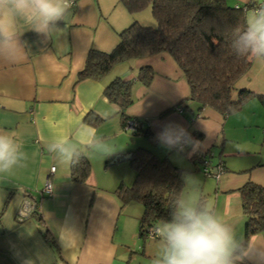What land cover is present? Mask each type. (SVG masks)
I'll return each mask as SVG.
<instances>
[{"label": "crops", "instance_id": "0c3cea01", "mask_svg": "<svg viewBox=\"0 0 264 264\" xmlns=\"http://www.w3.org/2000/svg\"><path fill=\"white\" fill-rule=\"evenodd\" d=\"M227 2L234 6L251 2L255 7L264 0ZM118 3L72 0L59 27L49 33H37L20 21L22 55L14 60L0 57V131L14 134L27 154L23 166L0 174V264H121L125 257L139 261L143 254L150 264L158 246L151 247L150 241L159 237L138 234L141 213L137 222L128 221L116 188L120 183L130 185L128 158L122 157L139 146L157 156L158 144L172 165L198 176L195 197L203 195V205L243 239L246 216L238 188L247 181L264 186V101L255 95L264 97V74L252 71L250 64L235 81L233 96L239 89L254 95L232 113L224 115L206 106L198 117L193 116L195 105L185 100L189 87L183 73L167 52L119 61L98 78L78 80L88 50L110 51L118 32L131 22ZM145 65L153 70L148 85L137 79ZM115 77L134 81L126 113L154 134L156 142L151 147L144 135L124 128L117 106L103 95ZM180 101L189 108L175 110ZM89 112L102 119L95 124L84 121ZM81 121L95 130L90 144L73 141L68 155L48 150L54 133L69 134ZM184 132L191 136L178 149L176 143ZM164 133L172 134L176 143L164 144ZM173 148L185 156L184 166L177 157L175 161L170 157ZM76 149L90 162L83 182L72 180L69 173ZM204 160L212 170L219 167L217 176L210 173L207 182L194 173L201 171ZM47 179L50 194L42 191ZM26 201L36 210L20 218ZM244 256L250 264H264V231L250 236Z\"/></svg>", "mask_w": 264, "mask_h": 264}, {"label": "trees", "instance_id": "16d2710c", "mask_svg": "<svg viewBox=\"0 0 264 264\" xmlns=\"http://www.w3.org/2000/svg\"><path fill=\"white\" fill-rule=\"evenodd\" d=\"M126 6L130 14L150 6L154 24H142L136 18L118 32V41L110 51L90 48L83 67L77 72V79L98 78L109 71L119 61L145 57L158 52H167L174 59L189 87L185 100L192 102L198 117L200 110L210 107L224 115L238 110L242 103L254 92L239 89L233 96L234 83L249 68V59L238 57L232 50L231 39L234 30L244 24L246 10L254 3L230 5L227 0H118ZM256 7V6H255ZM254 7V8H255ZM153 70L145 65L139 69L137 79L144 85L152 80ZM133 80L113 78L104 88L103 95L118 108L124 124L134 118L126 113L132 103ZM264 101V97L255 94ZM178 102L174 108L182 111ZM181 111V112H182ZM100 116L93 112L85 115L84 121L96 123ZM132 133H141L147 140L156 142V137L148 128L140 124ZM189 132L180 135V141L190 137ZM199 136V134H198ZM134 170L131 185L120 183L116 194L121 203L138 201L142 211L138 221V234L143 237H158L156 228L162 220L171 218L173 205L180 199L183 187V169L170 163L166 158L156 156L145 147L130 151L127 159ZM90 172V162L85 153L76 149L69 164L72 180L83 182ZM244 222L243 244L238 264H250L244 256L251 235L264 231V186L247 181L238 188ZM204 196L197 203L203 205ZM34 211L31 213L33 214Z\"/></svg>", "mask_w": 264, "mask_h": 264}, {"label": "clouds", "instance_id": "9594fccd", "mask_svg": "<svg viewBox=\"0 0 264 264\" xmlns=\"http://www.w3.org/2000/svg\"><path fill=\"white\" fill-rule=\"evenodd\" d=\"M71 0H0V57L14 60L22 55L17 23L22 21L37 33H49L59 27ZM233 52L249 59L252 71L264 74V6L250 10L243 26L237 27L231 39ZM95 130L82 121L70 133H54L47 147L61 155L70 154L73 141L90 144ZM162 142L176 143L173 135L164 133ZM27 154L14 134L0 131V174L23 166ZM159 248L152 264H237L242 239L232 227L206 205L180 198L175 201L171 218L155 228Z\"/></svg>", "mask_w": 264, "mask_h": 264}, {"label": "rangeland", "instance_id": "374dc122", "mask_svg": "<svg viewBox=\"0 0 264 264\" xmlns=\"http://www.w3.org/2000/svg\"><path fill=\"white\" fill-rule=\"evenodd\" d=\"M118 5L119 6H117V7H122L124 12L129 15L128 17L130 18V20H132L133 18H136L138 20V18H139V21L142 24H145V25L154 24V19H153V16L151 15L149 4L145 5L140 11L136 12L135 14H130V12H128L126 6H124V4H122V2L119 1ZM175 110H177V109L175 108ZM145 142H146V145L149 147H151V145L155 144V142H151L150 140H146ZM162 150H164V148L162 147V145L158 144L157 151L159 152L158 153L159 155H157V156L160 158L165 157L163 153H160V152H162ZM169 153H170V157L174 161H175V157H177L179 159V162H180L179 164H182V165L185 164L184 162H182L183 157H185V156L177 148L171 149L169 151ZM213 162H217V160L215 161V159H214ZM125 165H127L126 170L130 173L129 177H127V182H129L128 184L131 185V183L134 179V170L132 168H130L128 160L125 161ZM194 173H197L199 175V177L202 178V180H204L206 182L211 178V176L203 174L202 171H200V170L194 171ZM196 176L197 175H194L191 172L183 173L184 180H183V187H182V190L180 193V198H185L189 201H193V202L197 203L198 197L197 196L195 197V194L199 193L200 181L198 180V178H196ZM202 180H201V184H202ZM122 204H123L122 211L124 213L126 212L128 214L127 217H125V218L131 222H133L135 219V221L137 222V217L142 211L141 204L135 200H128ZM153 241L154 242L150 241L151 243L149 242L150 246L152 247L154 245H158L156 248L158 251L159 240H153ZM127 259L130 260L128 257H125L122 260L121 264H125V260H127ZM148 261H149V259L147 258V256H145L143 254V255H141V260H139V261H135V260L131 261L130 260L129 264H148ZM150 262H151L150 264H152V261H150Z\"/></svg>", "mask_w": 264, "mask_h": 264}, {"label": "built area", "instance_id": "2783aa9c", "mask_svg": "<svg viewBox=\"0 0 264 264\" xmlns=\"http://www.w3.org/2000/svg\"><path fill=\"white\" fill-rule=\"evenodd\" d=\"M71 3H72V0H71ZM262 6H264V3L258 4L254 9L262 7ZM176 109L179 112L182 111L181 107H177ZM138 125H139V123L136 120V118L126 119L124 124H123L124 128L126 130L131 131V132L135 131L137 129ZM184 145H185V142L184 141H180L178 143V145H177V148L178 149H183ZM53 169H54V166H51L50 170L53 171ZM201 171L204 174L210 175V173H212V174H214V176H217V173L219 171V167L214 168L212 170L208 166V162L204 160V163H202V166H201ZM42 191L45 194H50L51 193V183H50L49 179L46 180ZM35 210H36V206L33 203H31L29 201H26L25 204L23 205L22 209L20 210V216L19 217L20 218L26 217L28 214H31L33 211L35 212ZM153 232H155V228L150 230V232H149L150 235H153Z\"/></svg>", "mask_w": 264, "mask_h": 264}, {"label": "water", "instance_id": "95a60500", "mask_svg": "<svg viewBox=\"0 0 264 264\" xmlns=\"http://www.w3.org/2000/svg\"><path fill=\"white\" fill-rule=\"evenodd\" d=\"M129 156H130V154L129 155H126V156H124L122 158L127 159V158H129Z\"/></svg>", "mask_w": 264, "mask_h": 264}]
</instances>
